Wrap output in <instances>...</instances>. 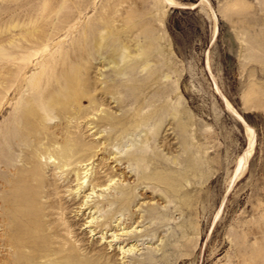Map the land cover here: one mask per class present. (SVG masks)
<instances>
[{
	"label": "rangeland",
	"instance_id": "1",
	"mask_svg": "<svg viewBox=\"0 0 264 264\" xmlns=\"http://www.w3.org/2000/svg\"><path fill=\"white\" fill-rule=\"evenodd\" d=\"M47 95L59 110L43 107ZM28 105L43 107L46 130L105 147L44 167L57 187L39 198L42 218L71 224L62 238L81 252L98 263L264 264V0H0V139ZM105 114L133 117L96 132ZM32 138L15 136L12 151L1 139L0 159L20 165ZM186 161L195 170L183 172ZM0 167L3 223L12 171ZM120 188L124 208L109 202Z\"/></svg>",
	"mask_w": 264,
	"mask_h": 264
},
{
	"label": "bare ground",
	"instance_id": "2",
	"mask_svg": "<svg viewBox=\"0 0 264 264\" xmlns=\"http://www.w3.org/2000/svg\"><path fill=\"white\" fill-rule=\"evenodd\" d=\"M122 72L121 69V72L117 74H123ZM117 74H115V76ZM33 84L37 87L38 82L34 81ZM60 101V98L47 95L43 107L57 108L59 110L61 105ZM121 101L124 100L121 99ZM30 106H27L28 111L25 113L23 112L24 114L19 112L15 128L11 129V125L5 127L1 136V139H3L2 143L5 141V147L7 150L11 151L15 149L17 145L12 142L15 136L22 138L23 140L28 139L29 136H33V138L27 142L25 147L21 146L22 151L20 159L18 160L21 162L20 165L17 164L14 159H0V164L5 170L10 169L12 171L3 182V186L6 188V194L2 199L4 203L3 218L1 216L3 223H0V229L4 232L5 250L8 255L5 256L7 257L6 264H114V261L111 258L98 263L88 255V252H81V246L76 245L75 241H69L66 237L62 238L64 234L61 233V231H64L67 234L73 232L70 228L71 224L66 226L58 223L56 224L53 221H50V218L47 221H44L42 217H44V215L48 216V213L42 212L45 206L41 207L42 204L39 200L40 197H48L52 195L51 189H56L57 187L55 179H52L49 175H45L44 167L48 166L47 159L52 157L53 159H57V167L63 168L73 163L87 161L94 157L98 151L102 149L104 150L105 147H99V143L97 142H86L83 140L80 130H69L66 135L64 131L60 132L59 128L53 131L46 130V126L42 125V117L40 113L41 110H43V107L39 111L38 108H31ZM84 113V111H78L76 109L78 117H83ZM148 116L149 115H145L141 117L140 120L143 121ZM132 117L133 116L126 117L124 115L115 116L105 114L97 117L95 121H91L90 123L94 124L92 127H97L96 132H102V130H98L100 126L107 124L110 129H117L118 125L119 128H124L127 122H130L129 119ZM57 134L65 135L66 137L62 141H57ZM147 136L149 135L147 134ZM110 151L111 150L109 149V154H112ZM42 156H46L43 162L40 158ZM139 157H141V154L137 153H127L124 156L126 159H138ZM112 159L116 160L122 158L113 156ZM244 163L245 155L241 156L238 160L236 174L243 169ZM193 170H195L194 165L186 161L183 166V172H191ZM66 173L68 174L69 171ZM145 177L146 175H143V178ZM81 178L82 176L78 177V180ZM112 178L113 176L108 178V180L110 181ZM88 182L89 185L91 184L92 186L91 190L95 186H101L100 182L96 181L95 177H92L91 180L89 178ZM120 190L121 195L115 197L109 202H117V205L124 208L129 204V197L127 196V191L122 188H120ZM49 207L53 206L50 205ZM127 215L128 217L126 219H129L130 222L133 213L129 210ZM148 215H150V213ZM108 217L109 214L102 219V222L97 223L96 226L101 227L104 225L106 218Z\"/></svg>",
	"mask_w": 264,
	"mask_h": 264
}]
</instances>
